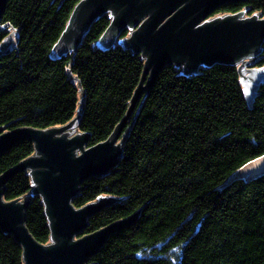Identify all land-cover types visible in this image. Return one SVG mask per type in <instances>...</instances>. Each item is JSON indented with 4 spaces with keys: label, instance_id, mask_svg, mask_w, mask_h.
<instances>
[{
    "label": "trees",
    "instance_id": "obj_1",
    "mask_svg": "<svg viewBox=\"0 0 264 264\" xmlns=\"http://www.w3.org/2000/svg\"><path fill=\"white\" fill-rule=\"evenodd\" d=\"M80 1L8 0L0 46L12 31L16 44L0 55V129L43 131L79 116L77 131L89 135L87 148L118 133L144 61L118 45L96 47L108 15L93 23L74 57L52 59ZM242 11L264 17V0L229 3L214 16ZM256 67L264 70V42ZM119 141L118 166L84 182L72 206L99 197L119 200L91 217L83 235L138 217L110 236L88 264H264V176L231 182L238 169L264 155V86L249 107L235 66L215 65L190 77L166 67L137 102ZM33 154V143L18 142L0 156V176ZM32 187L26 171L16 173L3 199L26 198L25 227L48 245L45 209L39 197L31 198ZM0 264H23L21 247L1 230Z\"/></svg>",
    "mask_w": 264,
    "mask_h": 264
},
{
    "label": "water",
    "instance_id": "obj_2",
    "mask_svg": "<svg viewBox=\"0 0 264 264\" xmlns=\"http://www.w3.org/2000/svg\"><path fill=\"white\" fill-rule=\"evenodd\" d=\"M245 0H81L74 8L50 57L72 54L90 27L108 15L110 24L96 43L101 50L121 46L139 55L144 73L132 105L118 133L107 141L87 148L89 135L77 131L79 116L63 127L47 130L0 129V156L21 141L34 145V154L0 176V230L22 249L23 264H88L110 236L129 227L138 213L92 234L83 235L91 217L119 200L99 197L79 209L72 200L84 182L111 173L122 154L121 130L137 102L148 92L161 71L174 65L190 77L215 65L235 66L244 98L250 107L264 86V70L257 68L264 42V17L249 11L213 17L223 5ZM8 0H0V17ZM122 35H126L121 38ZM12 31L0 46V55L13 49ZM67 75L72 78L71 70ZM148 77V79H147ZM81 91L80 81L72 78ZM81 92L79 110L82 109ZM27 172L32 181L31 198L43 203L50 231V243H37L25 227L27 202L3 199L5 185L16 173ZM264 176V155L248 162L231 182L250 183ZM82 236V237H81Z\"/></svg>",
    "mask_w": 264,
    "mask_h": 264
},
{
    "label": "rangeland",
    "instance_id": "obj_3",
    "mask_svg": "<svg viewBox=\"0 0 264 264\" xmlns=\"http://www.w3.org/2000/svg\"><path fill=\"white\" fill-rule=\"evenodd\" d=\"M245 17H250V16H248V15H245ZM22 201H23V202H24V201H26V198H24Z\"/></svg>",
    "mask_w": 264,
    "mask_h": 264
},
{
    "label": "flooded vegetation",
    "instance_id": "obj_4",
    "mask_svg": "<svg viewBox=\"0 0 264 264\" xmlns=\"http://www.w3.org/2000/svg\"><path fill=\"white\" fill-rule=\"evenodd\" d=\"M213 17H218V16H214V15H213L212 18H213Z\"/></svg>",
    "mask_w": 264,
    "mask_h": 264
}]
</instances>
